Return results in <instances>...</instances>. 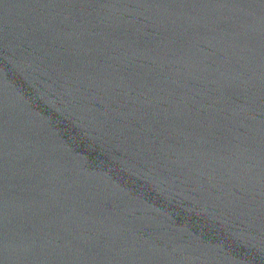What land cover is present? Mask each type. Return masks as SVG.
I'll return each mask as SVG.
<instances>
[{"label": "water", "instance_id": "obj_1", "mask_svg": "<svg viewBox=\"0 0 264 264\" xmlns=\"http://www.w3.org/2000/svg\"><path fill=\"white\" fill-rule=\"evenodd\" d=\"M0 264H264V0H0Z\"/></svg>", "mask_w": 264, "mask_h": 264}]
</instances>
